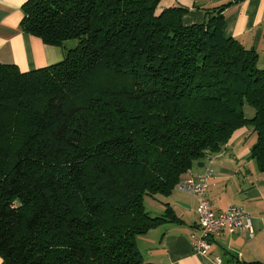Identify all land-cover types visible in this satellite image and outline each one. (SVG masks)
<instances>
[{
  "label": "trees",
  "instance_id": "trees-1",
  "mask_svg": "<svg viewBox=\"0 0 264 264\" xmlns=\"http://www.w3.org/2000/svg\"><path fill=\"white\" fill-rule=\"evenodd\" d=\"M162 1L22 5L21 31L66 55L27 72L0 63L1 264H151L137 237L179 219L145 198L249 126L264 174V54L224 36L223 6L185 26L187 9Z\"/></svg>",
  "mask_w": 264,
  "mask_h": 264
},
{
  "label": "crops",
  "instance_id": "crops-1",
  "mask_svg": "<svg viewBox=\"0 0 264 264\" xmlns=\"http://www.w3.org/2000/svg\"><path fill=\"white\" fill-rule=\"evenodd\" d=\"M27 0H0V63L13 64L21 72L44 68L62 61L66 52L60 47L43 44L21 31L22 5ZM223 6V34L239 41L245 48L264 54V0H163L161 7H184L185 26L201 24L205 11ZM236 132L223 150L207 162L213 169L207 198L214 212L225 211L230 205L244 209L251 217L252 232L221 234L202 256L193 253L191 236L197 234L198 218L194 197L176 188L167 196L144 201L151 216L165 212L166 204L179 223L166 222L137 237L142 258L151 264H224L226 253L241 262H264V174L249 158L251 144L235 145ZM200 165L191 169L197 173ZM2 263L0 259V264Z\"/></svg>",
  "mask_w": 264,
  "mask_h": 264
},
{
  "label": "built area",
  "instance_id": "built-area-1",
  "mask_svg": "<svg viewBox=\"0 0 264 264\" xmlns=\"http://www.w3.org/2000/svg\"><path fill=\"white\" fill-rule=\"evenodd\" d=\"M207 160L197 173L188 171L177 185L180 191L194 197L197 203L198 233L191 236V247L198 256L204 255L212 242L223 233L234 235L244 230L252 232L251 217L244 209L230 205L223 212L212 210L207 194L214 172Z\"/></svg>",
  "mask_w": 264,
  "mask_h": 264
},
{
  "label": "rangeland",
  "instance_id": "rangeland-1",
  "mask_svg": "<svg viewBox=\"0 0 264 264\" xmlns=\"http://www.w3.org/2000/svg\"><path fill=\"white\" fill-rule=\"evenodd\" d=\"M77 45H78L77 40H69V41L64 43L66 51H69V50L75 48ZM243 111H244V114L247 118H251L254 115V110L248 105H244ZM234 141H235V145L239 144V142H241V144H243V143L251 144L252 142H254L255 141V134L253 133L252 127L249 126L248 128H246V132H244V134H242V136L238 135ZM252 145H253V143L251 144V146ZM148 198L149 197H146L145 199L149 200Z\"/></svg>",
  "mask_w": 264,
  "mask_h": 264
}]
</instances>
